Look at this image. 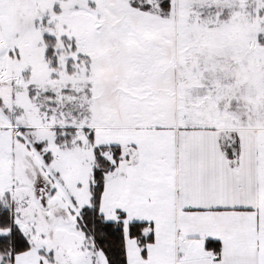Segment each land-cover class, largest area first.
Masks as SVG:
<instances>
[{"label": "snow or ice", "instance_id": "1", "mask_svg": "<svg viewBox=\"0 0 264 264\" xmlns=\"http://www.w3.org/2000/svg\"><path fill=\"white\" fill-rule=\"evenodd\" d=\"M0 264H264V0H0Z\"/></svg>", "mask_w": 264, "mask_h": 264}]
</instances>
